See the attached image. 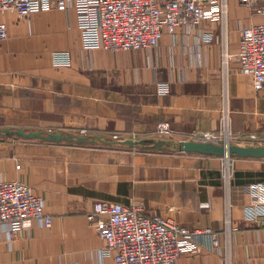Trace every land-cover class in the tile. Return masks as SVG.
<instances>
[{
	"label": "crops",
	"instance_id": "1",
	"mask_svg": "<svg viewBox=\"0 0 264 264\" xmlns=\"http://www.w3.org/2000/svg\"><path fill=\"white\" fill-rule=\"evenodd\" d=\"M0 20L8 25L0 40V127L144 138L164 137L156 129L166 123L167 138L189 140L218 129L227 114L232 134L264 135V86L254 88L237 60L227 69L221 60L225 44L238 50L244 26L264 22V13L238 0H229L226 28L209 19L178 26L153 48H85L74 8L26 17L7 11ZM57 50L69 51L70 64L54 63ZM157 82H169L170 92L160 94ZM127 147L0 135V180L29 184L53 215L51 226L33 222L10 239L0 226V264H115L86 216L98 200L140 203L191 229L213 227L221 250L183 253L176 264H226L227 198L231 264H264V214L248 217L264 198V157L232 156L227 187L222 155Z\"/></svg>",
	"mask_w": 264,
	"mask_h": 264
},
{
	"label": "built area",
	"instance_id": "2",
	"mask_svg": "<svg viewBox=\"0 0 264 264\" xmlns=\"http://www.w3.org/2000/svg\"><path fill=\"white\" fill-rule=\"evenodd\" d=\"M238 2L264 13V5H260L259 0ZM53 8L76 10L85 48L117 51L153 48L165 30L189 26L204 19L220 20L226 28L229 0H0V14L14 11L19 17ZM7 36L8 25L0 20V40ZM200 36L211 39V34L203 29L200 30ZM232 59L239 62L242 72L250 75L254 88L264 86V22L242 28L236 52H230L226 44L223 46L221 60L225 69ZM53 60L56 65L70 64V53L67 50L54 51ZM157 90L160 94L169 93L170 83L157 82ZM77 134L92 135L85 130ZM156 134L171 137L172 129L168 124L161 123L157 126ZM130 136L135 137L133 134L122 136L119 133L107 137L125 139ZM233 139L242 145H264V135L255 132L239 136L232 134L227 114L221 116L218 129L196 132L189 140L228 144ZM232 166L233 157L223 156L221 171L227 187L230 186ZM232 206L233 203L227 198L224 216V232L228 236L226 264H231L229 236ZM263 214L264 198H260L249 209L248 217L256 220ZM86 216L106 242L103 254L113 256L115 264H176L177 258L183 253L221 250L219 232L213 227L191 229L172 218L147 213L140 203L126 205L98 200ZM33 222L45 227L53 223V215L46 211L43 198L21 180H0V226L7 237L12 238L20 230L29 228Z\"/></svg>",
	"mask_w": 264,
	"mask_h": 264
},
{
	"label": "water",
	"instance_id": "3",
	"mask_svg": "<svg viewBox=\"0 0 264 264\" xmlns=\"http://www.w3.org/2000/svg\"><path fill=\"white\" fill-rule=\"evenodd\" d=\"M0 135H15L22 138H42L52 141H71L78 143H104L106 145H129L145 149L199 151L222 156H259L264 157V145L215 144L211 142L175 139L167 137L111 139L103 134H77L65 131H45L41 129L26 130L24 128L0 127Z\"/></svg>",
	"mask_w": 264,
	"mask_h": 264
},
{
	"label": "rangeland",
	"instance_id": "4",
	"mask_svg": "<svg viewBox=\"0 0 264 264\" xmlns=\"http://www.w3.org/2000/svg\"><path fill=\"white\" fill-rule=\"evenodd\" d=\"M77 133H78V132H77ZM95 144L106 145V144H104V143H102V142H100V143H95ZM112 146H113V145H112ZM121 146H128L127 148H129L130 151H132V152H136V153H138L140 150L144 149V148H140V147H138V146H129V145H121Z\"/></svg>",
	"mask_w": 264,
	"mask_h": 264
}]
</instances>
